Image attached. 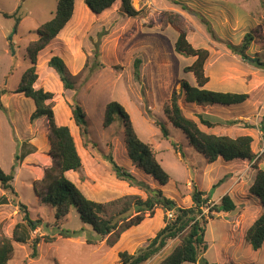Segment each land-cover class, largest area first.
Here are the masks:
<instances>
[{"label": "rangeland", "instance_id": "rangeland-1", "mask_svg": "<svg viewBox=\"0 0 264 264\" xmlns=\"http://www.w3.org/2000/svg\"><path fill=\"white\" fill-rule=\"evenodd\" d=\"M132 3L141 10L137 16L125 12L122 0L101 14L93 13L85 0H75L72 19L39 52L36 64L35 87L53 93L51 104L56 124L70 128L82 158L80 169L66 175L89 199L104 204L102 215L116 226L111 234L100 236L82 219L77 208L58 219L55 207L43 201L41 179L54 163L49 120L47 116L32 120L35 102L18 92L22 75L30 66L27 46L38 38V27L54 17L58 0H0V165L5 172L13 173L12 183L18 194L16 197L0 186V196L5 194L10 200L0 205V236H12L26 211L30 218L42 221L31 232L27 243L15 244L9 264H122L121 252L141 253L171 221V211L157 203L160 192L171 198L177 208L194 206L195 190L205 192L210 200L230 184H233L231 192L249 194L250 182L257 172L254 163L226 161L222 157L208 162L184 131L171 123L164 109L176 89L183 112L205 131L238 136L241 127H253L255 114H262L264 120V67L243 60L226 45L228 42L239 44L247 32H252L255 40L247 53L264 61V0H132ZM19 6L16 16L20 22L16 16L4 15V12H16ZM170 12L182 15L188 39L195 47L207 48L216 55H221L222 49L229 50L230 58L219 59V64L207 60L206 72L209 81L211 77L213 80L206 89L223 92L226 85L229 90H246L231 91L247 93L249 97L244 102L200 105L185 100L177 81L185 79L195 84L194 74L183 70L195 58L176 52L174 43L178 31L163 19ZM53 56L64 61L74 82L73 89L64 86L59 73L50 65ZM137 60L140 61L139 77ZM221 74L223 77H215ZM114 100L124 106L138 135L153 148L157 160L170 175L167 184H161L130 158L120 116L110 126H104L106 107ZM76 103L86 113V131L75 122ZM238 115L243 118L236 119ZM199 116L215 125L207 127ZM158 122L168 128V138ZM232 125L236 126L232 128ZM223 126H228L229 132L221 129ZM252 146L256 155L264 149V143ZM109 154L134 179L119 178L106 159ZM260 159L263 165L259 167L264 169V152ZM250 163L253 168L245 172ZM232 175L238 177L233 182ZM149 197L154 199L152 208L139 205L138 202ZM209 202L212 206L215 204L213 200ZM210 206L202 207L203 213L198 209V217L205 214L209 221L210 215L216 216V211L209 215ZM62 230H69L71 236L64 237ZM187 234L186 229L168 240L163 249L143 264L161 263ZM36 238L41 239L33 256Z\"/></svg>", "mask_w": 264, "mask_h": 264}, {"label": "trees", "instance_id": "trees-1", "mask_svg": "<svg viewBox=\"0 0 264 264\" xmlns=\"http://www.w3.org/2000/svg\"><path fill=\"white\" fill-rule=\"evenodd\" d=\"M90 10L95 14H101L105 10L111 8L118 0H85ZM125 12L129 16H137L141 10H137L132 0H122ZM187 5L183 8L185 9ZM20 6L14 13H6L7 17H14L17 15ZM75 10V0H58L57 9L54 17L38 27V38L31 41L27 46V54L30 60V66L22 75L18 92L23 93L26 97L32 98L36 105V110L32 114L31 119L34 120L40 116H47L49 120V139H50V153L54 159L51 167L45 171L41 179L42 187L44 188L43 201L55 207L56 218L66 217L72 208H77L81 213L82 219L91 224L94 231L100 235L105 236L111 234L116 226L108 218L104 217V204L89 199L82 190L71 181L66 173L69 171H76L82 166V158L77 149L74 137L68 126L57 125L55 121L54 111L51 104L53 93L44 90L43 88H36L35 83L38 79L37 60L38 54L42 51L53 39H55L64 29L67 23L72 19ZM196 13V12H194ZM17 17V16H16ZM163 19L165 23H170L178 31V37L174 43L176 52L179 54L192 56L195 58L191 65L184 67L185 73H193L196 84L193 85L185 79H179L177 82L185 95V100L189 103H198L200 105L206 103H222L227 105L238 104L244 102L249 95L247 93H232L222 91H211L206 89L209 82V76L206 72V62L210 57V51L204 47H195L188 39V28L186 22L181 14L177 12L165 13ZM17 22L20 18L17 17ZM255 40L252 32H247L241 43L234 44L228 42L227 48L234 54L239 55L243 60H249L255 66L264 67V61L258 56L250 57L247 53ZM50 65L56 69L60 78L67 89L74 88V82L71 81V74L67 70L64 61L58 56H53L49 61ZM139 63L136 61V75L139 77ZM1 68V63H0ZM165 114L171 123L182 129L189 138L191 144L207 159L208 162H215L222 157L226 161L233 160H249L254 161V167L257 173L253 184L250 187V192L259 197L264 207V169L259 167L261 162L260 156L253 151V137L251 135H239L232 137L230 135H218L209 133L203 130L199 123L189 118L179 105V94L177 90H173L172 96L165 106ZM73 115L77 125L87 128L86 113L79 103H76L73 108ZM117 116L122 118L125 126V139L128 154L130 158L136 160L144 170L152 174L161 184L165 185L170 179V175L164 170L160 162L156 158L151 145L145 142L138 135L132 120L119 101H111L105 110L104 126H110ZM200 122L211 128L215 125L214 122L199 116ZM163 135L168 138L169 130L161 122ZM106 159L111 163L114 170L117 172L119 178L128 177L134 179V176L119 166L114 157L109 154ZM14 175L12 172H5L0 165V186L7 192L18 196L13 187ZM158 204H162L165 209L175 212V218L168 221L166 225L161 228L156 236L153 238L149 246L139 254H130L126 251L120 253L122 264H143L163 249L168 240L176 238L181 235L186 229L188 234L182 239L181 243L159 264H183L184 262L201 264L209 263L201 255L207 250L208 245L205 241V230L208 223V218L203 214L200 218L197 215V210L205 206H210L209 215L213 211L217 213L224 211H233L237 208L236 203L230 195L226 194L222 199L213 206L209 202L210 196L200 190H195L192 199L194 206L189 208H177L175 202L162 192L159 194ZM207 195V196H205ZM16 201V199H14ZM9 198L3 194L0 196V205L8 204ZM208 202L210 204H208ZM139 205H145L147 209L152 208L154 203L153 197H149L145 201L138 202ZM21 207L26 209L25 204L21 203ZM200 213H203L200 210ZM213 218L214 216H211ZM209 217V218H210ZM141 220V218H138ZM42 223L41 219H32L26 211L23 221L18 222L14 229L12 236L1 234L0 236V264H9L12 259L15 244H25L31 239V232L36 230ZM138 221L136 222V224ZM129 225V224H128ZM61 235L70 237L69 230H62ZM246 238L252 244L254 249H259L264 243V211L256 219L253 225L247 229ZM41 238L33 240V256L37 254L36 245Z\"/></svg>", "mask_w": 264, "mask_h": 264}, {"label": "crops", "instance_id": "crops-1", "mask_svg": "<svg viewBox=\"0 0 264 264\" xmlns=\"http://www.w3.org/2000/svg\"><path fill=\"white\" fill-rule=\"evenodd\" d=\"M209 61L213 60L220 63L222 59H229L231 53L228 51L221 50V55H216L213 51H210ZM220 59V60H219ZM208 62H206L207 65ZM223 73V72H222ZM217 79L223 77V74L220 76L215 75ZM225 79V78H223ZM213 78L211 77V81ZM209 81L208 83H210ZM226 82V81H225ZM196 84V81L194 82ZM194 84V85H195ZM208 85V84H207ZM206 85V86H207ZM225 85V89L223 92H231V91H239L244 92L246 90L240 89H227ZM196 104V103H194ZM252 115H254L252 113ZM251 115V116H252ZM256 115V119L252 120L253 124L252 128H240L241 134L239 135H251L253 137V144H263L264 143V120H262L261 116L258 114ZM243 118V116L238 115L236 119ZM247 118V117H246ZM245 119V118H244ZM248 119V118H247ZM245 121H249L246 120ZM228 123V122H226ZM236 125H232L234 128ZM224 128L221 129H229L228 126H223ZM231 127V125H229ZM212 128V127H211ZM205 130V129H204ZM209 132V131H207ZM218 135H230V134H222V133H215L209 132ZM238 135V136H239ZM232 137H237L236 135H230ZM32 152V151H31ZM31 152L27 153L30 154ZM25 154L24 157L27 155ZM261 155V154H260ZM259 155V156H260ZM245 161V160H242ZM259 165H263L260 163ZM260 166V167H261ZM253 166H248L246 171H250ZM257 173V172H256ZM256 176V175H255ZM232 181L234 178H238L232 175ZM255 179V178H254ZM254 181L250 182L248 195L242 194L241 192L236 193L238 191H232V185L230 184L223 190L221 193L217 194L216 198H211L213 203H218L222 197L226 194L230 195L233 201L236 203L237 208L233 211H224L220 213H216V216L213 218H209V221L206 226L205 230V241L208 245L207 250L201 255L205 260L209 263L214 264H264V243L259 249H254L252 244L246 238V231L250 228L256 219L263 213L264 208L262 209V202L254 200L255 196L250 192V187ZM207 196V195H205ZM210 200V201H211ZM257 205V206H256ZM215 213V212H214ZM183 264H201V262L192 263V262H184Z\"/></svg>", "mask_w": 264, "mask_h": 264}, {"label": "built area", "instance_id": "built-area-1", "mask_svg": "<svg viewBox=\"0 0 264 264\" xmlns=\"http://www.w3.org/2000/svg\"><path fill=\"white\" fill-rule=\"evenodd\" d=\"M263 152H264V149L261 150L260 154L263 153ZM260 154H259V155H260ZM259 155H258V156H259ZM251 163H254V161L251 162ZM251 163H250V166H252ZM175 216H176V215H175V212H172V211L169 212V220H173V219L175 218Z\"/></svg>", "mask_w": 264, "mask_h": 264}]
</instances>
